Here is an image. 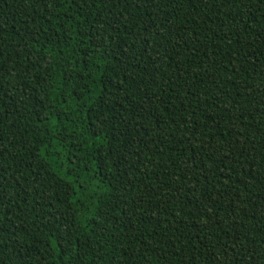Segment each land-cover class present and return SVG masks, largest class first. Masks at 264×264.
<instances>
[{"label":"trees","instance_id":"trees-1","mask_svg":"<svg viewBox=\"0 0 264 264\" xmlns=\"http://www.w3.org/2000/svg\"><path fill=\"white\" fill-rule=\"evenodd\" d=\"M0 264H264V0H0Z\"/></svg>","mask_w":264,"mask_h":264}]
</instances>
